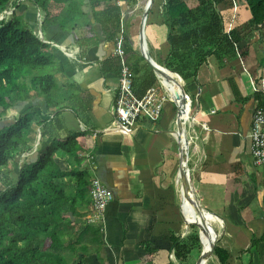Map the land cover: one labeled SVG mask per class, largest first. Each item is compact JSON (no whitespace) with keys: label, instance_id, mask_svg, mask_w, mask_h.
Wrapping results in <instances>:
<instances>
[{"label":"crops","instance_id":"obj_1","mask_svg":"<svg viewBox=\"0 0 264 264\" xmlns=\"http://www.w3.org/2000/svg\"><path fill=\"white\" fill-rule=\"evenodd\" d=\"M147 1L137 0L129 10L125 0L118 1L121 20L126 21L133 49L139 53V29ZM82 3L84 16L73 20L69 19L71 10L65 3L52 2L50 18L64 17V29L54 24L45 31L37 7L24 0L17 9L27 26L51 45L55 63L50 73L57 86L49 100V110L46 100L36 97L10 108L5 118L13 115L14 121L19 108L22 113L39 114L45 121L42 144L74 132L83 133L77 141L85 153L82 166L88 170V178L98 177L114 194L103 222H99L101 238L90 231L84 240L88 248L84 264H189L191 255L179 260L171 239L188 236L190 223L183 216L191 218L185 212L187 203L178 176L176 106L171 99L165 100L163 108L168 105L169 116L157 123L140 120L132 135L103 132L113 122L120 70L113 53L119 32L111 39V26L100 23L101 18L94 15L102 7L92 11L89 0ZM164 3L165 0H154L152 4L144 28L146 42L148 34L165 28ZM9 10L15 11L13 7ZM239 11L246 21L248 12L242 8ZM156 35H152L154 41ZM247 45L245 59L237 57L220 66L211 58L196 79L188 80L196 95L191 111L186 106L188 116L194 118L186 124L189 145L193 144L190 175L200 204L216 218L214 223L219 228V232L215 229L219 252L210 260L212 264H264V164L255 163L250 147L252 116L258 104L252 81L259 70L264 79V67L259 68L264 56V28L260 34H250L242 47ZM166 89L172 96L167 85ZM41 129L37 128L33 151L23 155V160L35 159L42 145ZM58 161L66 167L62 159ZM173 175L176 183L171 180ZM88 207L82 210L86 215L90 204ZM84 221L76 219L74 232ZM75 240L74 236L71 241ZM91 240L100 242L92 244ZM77 256L83 257L81 252Z\"/></svg>","mask_w":264,"mask_h":264},{"label":"trees","instance_id":"obj_2","mask_svg":"<svg viewBox=\"0 0 264 264\" xmlns=\"http://www.w3.org/2000/svg\"><path fill=\"white\" fill-rule=\"evenodd\" d=\"M23 1L0 0V14L11 7L15 9L9 18L0 21V120L13 106L36 97H43L49 110V100L57 86L53 74L36 72L53 66L55 58L51 45L34 33L16 13ZM27 1L40 11L44 31L54 24L64 29V17L50 18L52 2L65 3L71 10L69 19L84 16L82 0ZM118 1L89 0L92 11L102 7V11L94 15L101 18L100 23L111 26L110 38L113 40L120 31L122 19ZM125 1L128 10L137 4V0ZM235 2L236 10L232 0H165L162 23L167 29L169 50L166 58L156 63L188 81L196 79L211 58L220 66L239 57L238 52L240 58L245 59L248 45L243 48L242 43L250 34L255 31L260 34L264 28V0ZM240 8L248 12L246 21L241 19ZM123 21L125 51L134 74V91L141 97L159 82L139 51L133 49L126 21ZM230 24L232 27L227 33ZM262 67L260 64L259 68ZM260 74L259 70L255 80L258 84ZM253 95L258 101L257 106L264 107V95L261 92ZM44 123L39 114L25 111L0 130V175L22 155L33 151L38 127L43 128L40 145L43 143L46 135ZM82 134L74 132L64 139L55 138L42 144L33 161L24 158L15 182L9 188H0V264H84V253L88 249L84 240L88 232L101 238V224L84 221L79 231L74 232L76 219L86 216L82 210L90 204L88 170L82 166L85 153L77 141ZM58 159L64 161L65 168ZM190 227L192 232L186 238L171 237L172 248L181 261L193 253L199 258L202 251L199 229L195 225ZM74 236L76 240L72 242ZM79 252L83 257L77 259ZM218 252L215 246L214 254L218 255ZM219 258L223 263V258Z\"/></svg>","mask_w":264,"mask_h":264},{"label":"built area","instance_id":"obj_3","mask_svg":"<svg viewBox=\"0 0 264 264\" xmlns=\"http://www.w3.org/2000/svg\"><path fill=\"white\" fill-rule=\"evenodd\" d=\"M232 3L233 9L236 10L235 0H232ZM12 13L11 10L3 11L0 14V21L11 16ZM231 27L232 24L229 25L227 33L230 32ZM124 30V23L121 20L120 31L115 38L113 53L120 66L118 86L112 108L113 122L103 132L132 135L135 133L141 119H148L151 122L158 121L163 111V102L167 99L172 100V96L164 86L152 87L143 96H137L133 84L134 74L126 57ZM238 56L240 57L239 52ZM252 91L253 93L261 92L264 95V79L260 80V84L252 81ZM187 100L191 102L188 95ZM192 119L194 120L189 115L187 122ZM250 147L255 163L264 164V107L256 106L254 110L250 132ZM89 194L90 211L84 217V220L88 224H99V222H103L106 207L113 200L114 194L96 176L89 178Z\"/></svg>","mask_w":264,"mask_h":264},{"label":"water","instance_id":"obj_4","mask_svg":"<svg viewBox=\"0 0 264 264\" xmlns=\"http://www.w3.org/2000/svg\"><path fill=\"white\" fill-rule=\"evenodd\" d=\"M154 0H148L144 9V13L142 16L140 29H139V50L142 55V57L146 60L148 65L152 68L153 72L157 76V78L160 79L162 86H164L163 81H171L175 85V87L180 90L179 94L177 93L175 98L172 97V100L176 106L177 109V116H176V126L177 130L175 132L176 134V140L178 145V153H179V169H178V176L181 181V184L184 188V191L188 194H191L193 196V202L196 205V208L200 215L202 216V225H196L199 228V239L202 246V237H201V230L208 228V221L205 219V214L209 213L207 212L202 205L200 204V201L194 191L192 178L190 175V170L188 167V150H189V140L187 138L186 133V124L187 120L189 119V116L186 120L183 119V114L186 112V106H189V110L191 111V102L187 100V94L180 82H182V79L179 75L170 72L169 70L165 69L164 67L158 65L150 56L148 51L147 42L144 35V28L147 20V16L149 14V11L152 7ZM162 69H165L169 71L172 76H165ZM175 75L176 77H173ZM165 87V86H164ZM190 115V114H189ZM210 214V213H209ZM212 215V214H210ZM215 232V231H214ZM216 234V233H215ZM217 235H215V239L211 242V248L208 251L203 250L195 264H203L207 261V263L212 259L214 255V249L216 245Z\"/></svg>","mask_w":264,"mask_h":264},{"label":"rangeland","instance_id":"obj_5","mask_svg":"<svg viewBox=\"0 0 264 264\" xmlns=\"http://www.w3.org/2000/svg\"><path fill=\"white\" fill-rule=\"evenodd\" d=\"M6 18H9V17H6ZM241 19H243L242 16H241ZM154 26H156V25H154ZM157 27H158V25H157ZM159 28H161V29H158V31H157V29H155V33H152V35L154 36V34L156 35V31H157V35H156L157 38H156L155 41H154V38L152 37L151 34H148V36H147L149 54L157 62H161V60L164 58V56L166 55L167 51L169 50V45H168L167 40H166V30L167 29L165 30L166 27L165 28L159 27ZM259 64H262V66H264V63L262 62V59L259 61ZM36 72L38 74H51L50 73L51 72V67H45V68L37 70ZM158 82H159V85H157V86H162L161 81H160L159 78H158ZM190 83H191L190 81H183V80L181 82L185 92H187L189 98L192 101V104L194 105L195 102H196V95L192 92V89L189 86ZM18 110H19L18 114L17 113L15 114L16 117H18L19 114L22 113V112H20L21 111L20 108ZM7 116H8L7 118H5L6 116H4V118L0 120V130H2L4 128V126H7V125L11 124L12 122H14L12 120L13 119V115H12V117H10L9 115H7ZM168 116H169L168 105L165 104L159 120L161 119L163 121ZM145 120L149 121L148 119H145ZM158 121H154L152 123H157ZM149 122H151V121H149ZM192 147H193V144L191 143L189 145V153H188V157H189L188 167L189 168H190V165H191L190 159H191V156H192ZM22 156L17 161H15V163H11L10 166L6 169V171L3 172V174L0 175V188L2 186L9 188L10 185L15 182V180L17 178L16 172H17V170L19 169V167L21 166V164L23 162V157ZM176 178H177L176 175L175 176L173 175V177H171V180L174 181L173 183H176ZM182 190H183V186H181V191ZM182 194H183V191H182ZM90 205H91V202H90ZM88 209H89V207H88ZM207 214L208 213H206L205 215H207ZM189 215L191 216V220L192 219H202V216L198 212L195 204L194 205L193 204L190 205V214ZM205 219H206V221H208L211 224V226L213 227L214 231L216 229L219 232L218 223L217 222L214 223V221L216 219H212L211 217L208 218L207 216H205ZM190 225H194V224H190ZM190 225H189V227H190ZM195 227L197 229H199L196 225H195ZM188 232H189V234L192 232L191 227L188 228ZM209 235H210V232H209L208 228H206V236H207L208 240H209ZM215 235H217V233ZM203 241L204 240H203V237H202V242ZM216 242H217V240H216ZM48 245H49V241L46 243L45 248H47ZM203 246H204V242H203ZM197 259L198 258L196 256V253H193L191 255V257H190L189 264H195ZM204 264H212V263L210 261L207 263V261H206Z\"/></svg>","mask_w":264,"mask_h":264},{"label":"bare ground","instance_id":"obj_6","mask_svg":"<svg viewBox=\"0 0 264 264\" xmlns=\"http://www.w3.org/2000/svg\"><path fill=\"white\" fill-rule=\"evenodd\" d=\"M163 72V74L167 77V75L169 76H172L171 73L165 69H162L161 70ZM164 83V86L168 87V89L171 91V94H172V97L175 98L176 94L180 92V90H178L175 85L173 84V82L171 81H163ZM187 116H188V113L187 111L183 114V119L186 120L187 119ZM184 202L187 203V207L185 209V212H186V215L189 216L190 214V205L193 204L194 205V202H193V196H191V194H187L185 191H184ZM184 204L182 205V208H183ZM195 207V206H194ZM208 218L211 217L212 219H216L214 216L210 215V214H207L206 215ZM184 217V220L188 221L189 223H195L196 225H202V219H192L190 217H187V216H183ZM185 217H187L188 219H185ZM208 230L210 232V235H209V240L207 239V236H206V229H203L202 228V237H203V242H204V248L203 250L204 251H208L210 248H211V242L215 239V232H214V229L213 227L211 226V224L208 222ZM205 263V262H204ZM203 263V264H204Z\"/></svg>","mask_w":264,"mask_h":264}]
</instances>
